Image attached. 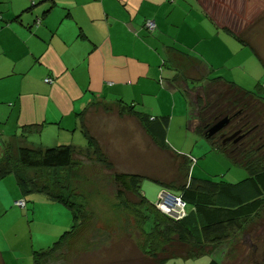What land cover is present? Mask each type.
<instances>
[{"label":"crops","instance_id":"1","mask_svg":"<svg viewBox=\"0 0 264 264\" xmlns=\"http://www.w3.org/2000/svg\"><path fill=\"white\" fill-rule=\"evenodd\" d=\"M206 1L0 0V147L35 124L49 139L39 146L70 142L65 138L70 133L75 141L81 131L77 114L97 96L146 112L157 136L166 127V140H161H168L173 150L179 149L181 135L191 140L193 149L181 150L192 164L209 159L210 146L200 142L203 136L196 132L183 93L192 89L191 67L207 66L216 76L228 72L219 77L241 85L239 81L249 80V70L262 66L249 46L223 29L241 34L246 26L238 15L231 13L229 22H221ZM147 21L155 22L153 32ZM37 136L27 137L29 145L35 146ZM32 262L33 256H3L0 251V264Z\"/></svg>","mask_w":264,"mask_h":264},{"label":"trees","instance_id":"2","mask_svg":"<svg viewBox=\"0 0 264 264\" xmlns=\"http://www.w3.org/2000/svg\"><path fill=\"white\" fill-rule=\"evenodd\" d=\"M209 2L215 9L217 2L214 0ZM224 27L223 29L240 43L252 47L242 33L238 34L232 28ZM254 53L263 65L262 58L256 51ZM190 73L191 83L206 78L203 86L193 87V90L186 89L183 92L189 102L192 103L195 98V104L192 105H196L198 113L194 118L191 109V118L192 121L197 119L196 132L214 142L218 151L231 163L245 169L248 176L244 181L232 184L223 180L214 181L190 176L192 163L188 156L175 152L167 144L166 127L157 136L153 122L146 112L135 105L116 100L114 104H110L113 105V110H117L121 116L137 119L156 146L161 150H167L175 158L174 163L178 159L181 160V170L185 171L183 178H175L170 182L155 180L186 204L184 218L169 216L158 209V201L152 203L144 196L142 184L145 176L141 173L117 170L99 141L86 127L85 118L90 108H98L100 103H105L104 100H96V96L81 114H77L81 119V131L88 141L85 147L74 146L70 142H60L56 146L46 148L29 145L28 136L42 134V126L38 124L25 126L20 136H13L9 141L1 142L0 180L15 176L20 189L17 192L19 196L14 197L12 205L27 212L30 207L27 195L40 194L47 203L64 206L73 216L74 223L70 231H66L52 247L34 251L32 264L58 262L65 264L72 256L97 253L94 242L91 239L88 241L87 237L83 239V235L92 225V212L88 206L93 196L90 188L86 187L85 183L84 186L82 184V180L88 181L87 164H97L98 172L103 168L105 173L109 172L106 175L112 177L115 195L121 202L114 205L121 220L115 224L111 219L108 225L103 219L102 223L109 227L106 231L117 235L118 231L121 233L122 227L126 226L131 236H126L122 232L121 235H124L125 239L128 237L132 239V230L135 231V228L139 232V241L131 243L136 256L139 257H133L132 260L128 258L127 264H137L136 260L139 261L138 264L198 260L220 251L224 252V257L226 255L229 257L238 252L237 246L233 249L234 252L230 249L227 253L223 247L236 244L238 240L249 236L256 247L253 255L259 249L264 253V249L259 248L257 242L253 241L255 234H251V230L258 231L264 226V157L256 159L239 157L240 143L220 145L217 142L218 138L209 134L212 127L227 120L226 124L229 126L236 125L248 135L255 133L256 137L264 142V89L259 91L260 94L255 90H246L237 83L216 76L213 70L204 65L200 68L192 66ZM161 137L165 140L162 141ZM182 179L186 182H182ZM79 184L83 189L78 188ZM19 201H23L25 206L17 205ZM224 259L221 262L212 259L208 264H227Z\"/></svg>","mask_w":264,"mask_h":264},{"label":"rangeland","instance_id":"3","mask_svg":"<svg viewBox=\"0 0 264 264\" xmlns=\"http://www.w3.org/2000/svg\"><path fill=\"white\" fill-rule=\"evenodd\" d=\"M201 1L207 3L205 0ZM214 1L217 4L215 12L211 11L213 17L219 19L221 22H229L230 18L233 17H229L231 13L238 15L240 23L246 26L244 30H241L244 33L243 36L249 40L248 42L251 41L253 43L252 47L249 46V48L252 49L254 55V51H256L262 58L263 65L260 63L262 67H256L252 72L249 70L250 77L247 80L248 84H243L238 80L246 90H255L260 94L259 91L264 89V0ZM255 57L257 56L255 55ZM234 64L235 58L229 64V67ZM218 75H228V72H219ZM205 81L206 78L196 83L190 82V87L193 90V87L203 86ZM193 102H190V105L195 118L198 112L196 105H192L195 104ZM194 122L197 124V119ZM85 124L91 135L99 141L106 156L115 164L117 170L129 173H141L145 176L142 192L150 202H157L159 195L165 191V188L155 180L170 182L175 178L181 179L184 177L185 171L181 170L180 167L181 160L178 159L174 163L173 159L175 158L167 150H161L159 147L155 149L148 145L146 142L147 134L143 132L140 124L136 123L135 118L121 116L117 110H113V105L100 103L98 108H90L85 118ZM190 132L193 133L192 131ZM66 135L65 138L74 146L85 147L88 143L82 131L78 132L75 141H73L72 133ZM34 138L36 140L35 146L39 145L42 140H49L46 134H41ZM202 138L199 137L200 142L204 140L210 146L211 152L207 154L210 158L207 160L201 159L200 163L196 165L194 163L191 164V169L189 170L190 176L193 175L195 178L212 179L214 181L223 180L232 184L244 181L248 176L245 169L233 163H228L229 161L226 162L222 157L224 154L218 151L214 142H210L205 137ZM257 139L255 133L245 135V138L238 147L241 151L239 157L246 156L249 159L264 157V142ZM217 142L222 145L219 139H217ZM178 144L181 148H174L178 153L186 155L181 150L184 147L188 151L193 149L191 140L185 141L183 135H181ZM195 153H197L196 150ZM86 168L88 181L84 179L82 180V184L84 186L85 183L86 187L90 188L89 191L91 190L93 196L88 206L92 212V225L85 235H83V239L84 237H87L88 241L91 239L96 246L97 253L93 252L88 256L87 254L72 256L71 260L65 264H127L126 260L128 258L132 260L133 257H139L136 256L134 246L131 244L132 242L139 241V232L133 227L135 231L132 230L133 237L130 239L131 232L127 231L126 226L122 227L121 233L118 231L117 235H114L115 233H111V235L106 231V228L108 229L109 227L105 223H102L103 219L108 225L111 223V219L114 220L115 224L121 220L119 218L120 214L114 209V205H119L121 202L115 195L112 177L106 175L109 173L108 171L105 173V169L103 168L104 170L102 169L101 172H98L99 166L97 164H87ZM132 169L135 171L131 172ZM181 181L186 182L185 179ZM83 186L79 184L78 188L81 190ZM19 190L15 176L0 180V251L3 256H33L34 251H41L52 247L66 231H70L74 223L73 216L67 208L62 210L57 204L47 203L40 194L27 195V198L30 200V207L27 212L11 205V202L15 199L12 194H16V191L19 192ZM175 203L176 201L172 197L169 200L165 198L161 208L159 207L158 209L172 208ZM166 204L168 207H166ZM99 215H101L100 219L98 218ZM98 221L100 222L98 223ZM121 226L123 225L121 224ZM93 229L94 231H92ZM122 232L126 236H129L128 239L123 238ZM251 232L252 235L255 234L253 241L257 242L259 248L264 249V226L258 231L251 230ZM245 238L247 237L238 240L237 242L239 243L236 242V244L223 247L227 253L230 249L233 250L237 246L238 252L235 253V256L228 257L226 255L224 257V252L220 251V253L216 252L212 256H206L198 260H174L166 264H208L212 259L221 262L223 258L226 260L227 257V264H264V253L259 249L253 255L256 247L252 243L250 236L246 240ZM256 238L260 240L256 241ZM135 262L139 263L138 260Z\"/></svg>","mask_w":264,"mask_h":264},{"label":"built area","instance_id":"4","mask_svg":"<svg viewBox=\"0 0 264 264\" xmlns=\"http://www.w3.org/2000/svg\"><path fill=\"white\" fill-rule=\"evenodd\" d=\"M146 28L147 30H149V32H153L156 28V24L154 21H147L146 22ZM173 198L176 203L172 208H168V209H163L161 211H163L164 213L168 214L169 216L173 217V218H178V219H182L186 216V204L183 202V200L181 198L175 197L174 195H172L170 192L168 191H163L158 198V204L157 207L161 208V205L164 203V199H168L169 198ZM17 205H19L20 207H24L25 203L23 201H19L16 203ZM166 207L167 204H166Z\"/></svg>","mask_w":264,"mask_h":264},{"label":"flooded vegetation","instance_id":"5","mask_svg":"<svg viewBox=\"0 0 264 264\" xmlns=\"http://www.w3.org/2000/svg\"><path fill=\"white\" fill-rule=\"evenodd\" d=\"M224 126L225 127L220 129L213 135L218 138L223 144L241 143L245 138V135H247L244 130L238 129L236 125L229 126V124H225Z\"/></svg>","mask_w":264,"mask_h":264},{"label":"water","instance_id":"6","mask_svg":"<svg viewBox=\"0 0 264 264\" xmlns=\"http://www.w3.org/2000/svg\"><path fill=\"white\" fill-rule=\"evenodd\" d=\"M227 123V120H224L223 122L215 125L214 127H212L209 130V134L210 135H214L215 133H217L220 129H222V127H224V125Z\"/></svg>","mask_w":264,"mask_h":264}]
</instances>
